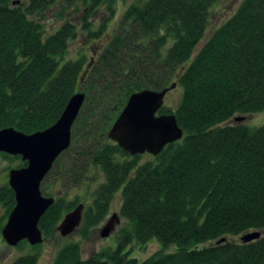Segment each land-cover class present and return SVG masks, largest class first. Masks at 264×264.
Here are the masks:
<instances>
[{"label": "trees", "instance_id": "1", "mask_svg": "<svg viewBox=\"0 0 264 264\" xmlns=\"http://www.w3.org/2000/svg\"><path fill=\"white\" fill-rule=\"evenodd\" d=\"M83 1L87 15L80 31L66 21L46 35V14L64 18L76 0H0V131H46L71 98L84 93L71 147L43 184L59 170L69 190L90 179L93 168L103 173L78 229L82 240L102 226L122 190L126 226L118 233L119 247L85 260L81 244L72 242L51 264H264V126L224 125L264 112V0H244L198 53L211 9L221 0H136L115 32L107 20L90 21L105 0ZM79 34L94 43L95 58L83 52L61 66ZM174 84L182 89L181 102L159 115L176 117L181 141L143 162V155L133 157L109 140L133 94ZM17 159L18 168L27 166ZM53 199L39 224L46 240L66 213L82 205L79 196ZM0 205L1 236L16 206L9 183L0 187ZM251 232L262 236L248 244H218ZM154 239L176 252L161 251L142 263L124 253L133 242L145 246ZM38 260L34 254L13 264Z\"/></svg>", "mask_w": 264, "mask_h": 264}, {"label": "water", "instance_id": "2", "mask_svg": "<svg viewBox=\"0 0 264 264\" xmlns=\"http://www.w3.org/2000/svg\"><path fill=\"white\" fill-rule=\"evenodd\" d=\"M177 87L156 92L146 90L133 94L108 137L131 156L149 154L158 156L166 146L179 142L184 137L174 115L158 116L164 107L167 94ZM86 101L84 93L73 96L60 120L46 131L25 135L15 129L0 131V154L21 157L27 166L14 169L9 174V186L14 191L16 206L2 231V237L11 247L28 242L35 247L45 241L39 228L40 221L53 206L55 199L43 196L41 187L59 157L72 144V130ZM245 118H236L243 122ZM84 206L79 205L68 213L58 227L63 238L72 235L82 224ZM120 218L114 215L100 231L101 238H109ZM260 232H251L241 237L244 244L261 238ZM223 239L218 244L226 243Z\"/></svg>", "mask_w": 264, "mask_h": 264}, {"label": "rangeland", "instance_id": "3", "mask_svg": "<svg viewBox=\"0 0 264 264\" xmlns=\"http://www.w3.org/2000/svg\"><path fill=\"white\" fill-rule=\"evenodd\" d=\"M25 1L27 2L28 0ZM135 1L136 0H105L104 5L98 11H96L93 17L90 18V21H92L95 25H98L99 23L107 20L109 30L111 32H115L117 29H119L123 14L126 12L127 8L131 6ZM243 1L244 0H221L211 9L210 23L205 37L196 50L197 53L206 44L213 33L235 15V13L242 5ZM85 5L86 4L83 0H76V2L71 6L72 10L66 12V16L61 19L59 17H55V12L47 13L45 16V21L43 23L46 29V35H51L56 32L66 21H71L75 24L78 23L77 28L80 31L81 27L79 26V22L85 15H87V6ZM112 8L114 9V11L112 12V14H110V9ZM68 10H70V8H68ZM94 47V43H88L87 39L79 34L78 38L71 43L68 51V56H66L64 60L61 61V66H63L68 60L77 59L78 56L83 52L86 53L88 59L95 58V54L92 53ZM181 99L182 89L176 88L175 90L167 94L164 102V107L176 110L181 102ZM244 118L245 120L243 122H236L235 118L234 120L227 122L224 125L245 124L249 128L253 129L264 126V112L246 116ZM142 158L143 162L148 161V154L143 155ZM20 164L21 162L19 159H17V157L0 154V187L5 183H9L10 172L14 169H20L18 168ZM61 176L62 175L59 170L47 179V181L41 187L43 196L46 198H50L49 196H51L52 198L66 196L68 200H74L77 196H79L81 198L80 202L85 209L91 206L93 196L98 185L103 183L105 180L103 173L93 168L89 175L90 179L84 181L79 188H72L69 190L60 181ZM121 193L122 190L119 191V193L115 196L106 221L96 230V232L91 234V236H89L87 240H82L78 229L72 235L68 236L67 238H63L58 232V226L56 233L48 240L44 238L45 241L43 242V244H41L38 249L34 250L32 248L33 246H31L28 242H22L16 247H11L6 243L1 235L0 264H13L20 257L34 254L39 255L37 264H51L60 249L66 244L72 242L81 244L83 250V258L85 260L103 250H116L119 247L118 233L122 228L126 226V221L121 218L120 215V210L122 207V197L120 196ZM67 214L68 213H66L65 215ZM3 215L4 210L0 205V217H2ZM114 215H117L120 218L121 223L119 225H116L109 238H101L100 231L104 228L107 221ZM241 237L242 236L229 238L227 239V241L238 244L241 242ZM176 249V247L163 249L159 242L154 239L145 246H142L137 242H133L132 244L124 248V253L127 254L130 259L137 260L138 262L142 263L158 252L163 251L166 254H170L176 252Z\"/></svg>", "mask_w": 264, "mask_h": 264}]
</instances>
